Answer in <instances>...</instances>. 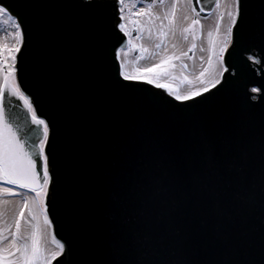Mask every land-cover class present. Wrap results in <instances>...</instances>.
I'll use <instances>...</instances> for the list:
<instances>
[{
  "label": "water",
  "instance_id": "1",
  "mask_svg": "<svg viewBox=\"0 0 264 264\" xmlns=\"http://www.w3.org/2000/svg\"><path fill=\"white\" fill-rule=\"evenodd\" d=\"M14 2L32 31L18 79L39 83L66 128L73 163L58 193H50L49 215L56 238L73 243L74 264H264L260 49L229 58L234 75L224 94L186 108L165 89L118 82L112 45H128L112 28L116 0L103 10L65 6L82 0ZM202 3L201 13L211 15L214 4ZM243 3L238 29L248 47L258 44L264 0ZM120 198L127 212L115 210Z\"/></svg>",
  "mask_w": 264,
  "mask_h": 264
},
{
  "label": "snow or ice",
  "instance_id": "2",
  "mask_svg": "<svg viewBox=\"0 0 264 264\" xmlns=\"http://www.w3.org/2000/svg\"><path fill=\"white\" fill-rule=\"evenodd\" d=\"M209 4H214L216 20L214 30L207 33V62L195 77L183 72L177 77L174 70L187 69L184 60L193 59L203 35L200 12L206 9L202 0L195 4L193 0H116L113 16L118 19L112 20V28L123 34L118 39L126 37L127 45L139 51V59L158 58L157 63L130 69L125 48L112 45L118 82H128L126 87L148 84L165 89L172 101L186 108L207 106L224 94L234 75L229 58L239 59L249 47H258L264 54V11L258 44L245 47L249 37L243 27L238 29L245 24L243 0H209ZM196 5H200L199 11ZM65 6L103 10L107 4L106 0H82L80 5ZM21 8L14 0H0V25L11 29L0 35V264H74L73 243L56 238L49 215L50 193L55 196L61 189L72 168V155L67 149L66 128L39 83L30 85L28 76L18 79V57L27 54L32 35L27 20L17 11ZM225 16L227 22L222 25ZM236 30L240 31L239 40ZM247 59L261 63L255 55ZM33 75L39 79L38 73ZM165 78L168 82H162ZM177 79L189 85L187 90L173 85ZM251 92L260 93L261 88L252 87ZM13 98L19 111L9 107ZM214 167L215 161L209 160V168ZM260 181L264 185V165ZM75 196L73 185L66 197L71 202ZM114 207L118 213L128 211L123 198L115 200ZM144 243L147 245V237Z\"/></svg>",
  "mask_w": 264,
  "mask_h": 264
},
{
  "label": "rangeland",
  "instance_id": "3",
  "mask_svg": "<svg viewBox=\"0 0 264 264\" xmlns=\"http://www.w3.org/2000/svg\"><path fill=\"white\" fill-rule=\"evenodd\" d=\"M194 3V0H193ZM195 4V3H194ZM141 6L138 4V7ZM198 10V9H197ZM201 23L203 25V35L197 42V48L195 50V54L193 59L188 60L185 58L184 63L187 64V69H181L180 67H177L174 70V75L177 77H180L181 73L188 75L190 77H195L199 71L202 70V64H206L207 62V56H208V38L207 33L209 31L214 30L215 26V20H216V11L208 17H205L200 14ZM227 22V17L225 16L224 21H222V25ZM10 27L8 25H0V35H4L7 31H10ZM135 37V32H133V38ZM5 42H7V38L5 36ZM203 49V51H201ZM127 52V60L129 62V68L133 69L135 67H144L149 66L153 63L158 62L157 57L149 58V59H139L140 53L136 49H127L125 50ZM189 55H192L190 53ZM200 57H204V60L202 61ZM169 78H165L162 82H168ZM174 86H179L182 90H187L189 85L186 83H181L179 79L173 81Z\"/></svg>",
  "mask_w": 264,
  "mask_h": 264
},
{
  "label": "flooded vegetation",
  "instance_id": "4",
  "mask_svg": "<svg viewBox=\"0 0 264 264\" xmlns=\"http://www.w3.org/2000/svg\"><path fill=\"white\" fill-rule=\"evenodd\" d=\"M130 49V47L128 48V50Z\"/></svg>",
  "mask_w": 264,
  "mask_h": 264
}]
</instances>
